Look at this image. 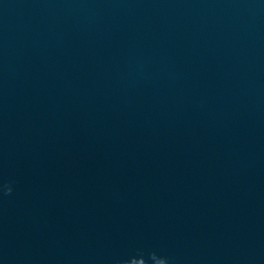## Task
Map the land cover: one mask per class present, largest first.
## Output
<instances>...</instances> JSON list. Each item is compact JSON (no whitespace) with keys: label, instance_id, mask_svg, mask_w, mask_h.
I'll return each instance as SVG.
<instances>
[{"label":"water","instance_id":"95a60500","mask_svg":"<svg viewBox=\"0 0 264 264\" xmlns=\"http://www.w3.org/2000/svg\"><path fill=\"white\" fill-rule=\"evenodd\" d=\"M0 264H264V0H0Z\"/></svg>","mask_w":264,"mask_h":264}]
</instances>
